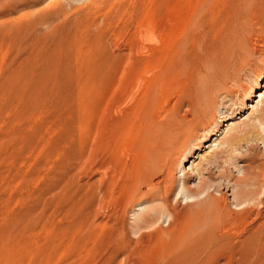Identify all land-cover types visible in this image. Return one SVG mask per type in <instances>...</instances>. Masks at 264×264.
<instances>
[{
    "label": "rangeland",
    "instance_id": "374dc122",
    "mask_svg": "<svg viewBox=\"0 0 264 264\" xmlns=\"http://www.w3.org/2000/svg\"><path fill=\"white\" fill-rule=\"evenodd\" d=\"M233 1L94 0L68 6L0 0V264H172L162 241L119 245L109 239L106 222L135 174L132 144L147 111L165 121L198 81L213 79L212 69L235 71V87L255 85L264 34L259 25H245L251 51L247 61L231 62L229 44L238 36L228 15ZM86 12L84 29L79 20ZM141 22L153 25L154 36L136 52ZM104 70L112 79L100 84ZM240 112L236 122L250 113ZM257 123L211 166L214 176H237L241 165H249L264 185V130ZM96 161L108 166L103 179L93 175ZM87 195L94 204L89 222ZM221 197L228 212L217 223L218 241L198 248L189 264H264V206L243 211L231 191ZM250 235L260 242L243 243Z\"/></svg>",
    "mask_w": 264,
    "mask_h": 264
},
{
    "label": "bare ground",
    "instance_id": "6f19581e",
    "mask_svg": "<svg viewBox=\"0 0 264 264\" xmlns=\"http://www.w3.org/2000/svg\"><path fill=\"white\" fill-rule=\"evenodd\" d=\"M54 1H62L63 4L73 6L76 3H93L94 0ZM259 8L263 10L259 11ZM228 15L233 22L231 30L233 29L238 35L237 39L235 38L236 40L229 44L232 46L230 48L231 62L234 63V60L238 58L247 61L251 47L249 48L247 39H245L247 30L245 25L250 26L253 23L259 25L264 34V0H234ZM79 23L83 24V28L89 26L88 12L82 13ZM79 23L77 24L78 28L80 27ZM140 25V28L138 27L140 43L132 47V50L136 52L141 50L144 42L151 41L154 36V27L151 23L142 24L141 22ZM90 31H92L91 28ZM221 69L220 72L212 69L217 71V73L214 71L216 74L213 73L215 75L213 79L212 76L207 78L200 75L207 80L211 78L210 82L205 79L198 81L195 88H191L192 92L190 89L189 93H191L187 102H183L177 110L164 119L165 121L154 117L152 110L147 111L141 117V126L135 131L131 152L135 161L133 166L135 174L129 183L124 182L125 187L121 200L117 208L115 207L116 210L114 212L112 210L113 213L109 221L106 222L110 226V228L108 227L110 229L109 239L113 242L117 241L121 243L119 245H122L123 243H142L152 239L156 242L162 241L165 244V246L162 244L166 250L165 254L168 252L169 256L173 258L172 264H187L186 262L195 260L194 253L198 248L209 247L218 241L217 223H220L219 221L226 215V206L221 203L222 201L226 202V199L222 200L221 197L223 190L231 191V197L238 202L236 207H240L239 210L244 211L251 206H264V185L259 184L258 175L251 168L253 166L241 165L237 176L224 177V175H220L216 177L211 173V166L228 152L229 147L242 138L241 135L247 132L248 127H256V122H259L261 127L258 123L257 125L264 130V108H261V112L258 110L259 106L264 104V92L260 93L264 81V49L261 55V66L255 68L253 72L255 85L252 83L242 86L238 83L236 86L240 88L238 89L234 84L236 82L235 71L230 73L227 69ZM203 73L209 75L206 71ZM108 75L104 70L97 81L111 80V75L109 76L111 79H108ZM249 80L252 78L250 77ZM256 97L260 101L252 104ZM244 109L249 110L250 113H247L240 122H236L237 119H240L238 118L240 111ZM257 111L259 112L258 118L257 115L252 118ZM163 116L165 117V115ZM244 120L248 122H242ZM252 120L258 121L245 126ZM123 132V129L120 128L116 131L115 136L120 137ZM124 152L125 150H123ZM92 167L94 177H99L108 170V166L99 165L97 161ZM193 174L198 180L196 184H194ZM101 177L103 179V175ZM118 181L119 179L116 182ZM222 187H224L223 190ZM97 192L101 193L103 197L106 195L105 188L99 187ZM91 198L93 195L85 197L87 204L84 219L86 222L94 209V204L90 201ZM98 209L96 208L97 211ZM226 210L228 212V207ZM240 220L242 219L240 218ZM97 225H99L98 222ZM245 240L243 243L250 246L260 242L256 236L251 235Z\"/></svg>",
    "mask_w": 264,
    "mask_h": 264
}]
</instances>
